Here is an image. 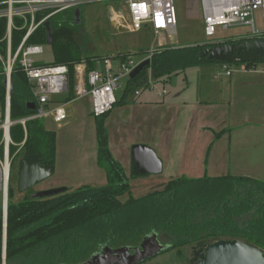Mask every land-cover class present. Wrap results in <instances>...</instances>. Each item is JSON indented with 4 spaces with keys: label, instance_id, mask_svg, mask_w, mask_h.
<instances>
[{
    "label": "trees",
    "instance_id": "obj_1",
    "mask_svg": "<svg viewBox=\"0 0 264 264\" xmlns=\"http://www.w3.org/2000/svg\"><path fill=\"white\" fill-rule=\"evenodd\" d=\"M6 8V4L1 6L2 10ZM49 12H37L36 22L41 21ZM48 21L53 61L50 64L37 62L36 65L68 68L67 103L74 97L75 66L85 62L88 69L92 70L95 62L100 59L83 55L76 37L75 25L79 21L74 9L58 13ZM13 23L12 54L27 33V27L21 29L24 26L22 18L14 17ZM7 35V18L0 17V106L4 105L6 96L4 63L8 50ZM251 40L240 39L234 42ZM27 45L48 46L44 24L30 36ZM215 46L218 44L167 47L153 52L150 66L135 79L127 81L124 97L144 87L149 76L155 81H161L201 65L222 64L208 59L209 49ZM121 60L125 61L126 57ZM260 62L263 61L247 63L245 68L253 69ZM124 97L117 104H124ZM33 101L31 85L16 63L12 71L11 119L16 121L32 114L28 105ZM107 117V114L94 117L97 162L100 167L109 164L107 186H82L72 192L67 189L60 195L45 199H32L29 192L20 202L14 199L18 192L21 160L37 154L42 166H55L57 136L55 132L47 130L40 120L30 121L26 125V142L19 150V144L25 139L24 129L21 125L11 128L12 140L18 146L11 147V154L15 158L8 195L6 264H79L105 246L112 249L139 247L143 239L152 233L157 234L163 245L170 247L165 252L176 251L178 256L182 255L183 248L190 246L196 252L220 240H241L264 252V182L230 174L180 177L169 180L161 188L143 197L135 198L131 195L130 179L148 174L132 162L130 175L127 176L120 163L114 160L105 127ZM224 132L217 133L216 139ZM127 194L128 199L122 202L120 198ZM3 237L4 220L0 210V264H3ZM194 262L195 259L191 264Z\"/></svg>",
    "mask_w": 264,
    "mask_h": 264
},
{
    "label": "rangeland",
    "instance_id": "obj_2",
    "mask_svg": "<svg viewBox=\"0 0 264 264\" xmlns=\"http://www.w3.org/2000/svg\"><path fill=\"white\" fill-rule=\"evenodd\" d=\"M108 4L109 3L106 2L91 3L80 7L82 15L79 22L75 25L76 37L82 49L81 51L83 52V55L100 59L95 62V66L93 68L97 70L103 69V60L105 58L114 60L113 65L116 67V61H123L121 59L124 57L140 63L149 57L151 59V52L162 50L167 47L183 48L188 46L217 43L218 45H221L227 41L234 42L236 40L249 39L252 37L250 26L245 25H236L228 28L227 30L218 27L216 34L213 37H207L203 30V12L199 0H175V9L178 20L176 33H166L163 31L160 32L157 37L150 26H145L141 31L133 33L127 30L123 23L113 21L109 15ZM43 51L42 55L35 56L34 59L40 64H50L53 61V55L50 47L45 46ZM82 63H84L87 70H89L87 63L81 62L79 64ZM245 67V64L238 63H210L198 66L189 72L186 70L184 73H180L170 79L166 78L161 81H155L150 76L149 78L151 81L161 83L156 85L154 93L157 95V93L161 92L163 89L166 91L178 90L180 86H185L187 82L197 81V83H199L204 81L205 78L214 82H219L223 79L222 76L225 75L227 68H231L234 72V77L238 78L241 75V70H244ZM261 72L264 73V65H260L259 75L254 76L253 79L263 78L264 75ZM149 78L147 83L150 81ZM251 79L252 77H250L249 80ZM169 80L171 84L163 87L162 84H166ZM126 86L127 80H121L120 88L116 92L117 100L121 101L123 99ZM136 91H140L142 93L143 91H146L143 94L148 93L146 87L135 89V92ZM154 93L153 95H155ZM134 98V94L131 93L128 94L127 100L131 104L134 101ZM60 99L63 103L66 102L64 96L60 97ZM70 101L67 104L68 120L63 126L59 127V125L54 123L51 119L41 120L47 130L53 131L57 134L59 166L51 177L39 182L33 188L34 191L61 188L62 186H60V183L67 180L69 177L71 179L75 178L72 179L75 180L71 184L72 186H68V188L65 187L70 192L83 185L90 186L92 188H101L108 185L105 177L102 182L99 181L101 176L100 172L88 178L93 181L92 183L88 182V179L84 180V175L81 176L78 174L81 176L80 177L73 173V167L84 163V161L87 162V165L96 166L98 144L95 118L91 115V99L88 97L73 103ZM118 108H121V104H117L116 102L113 107L114 110L112 109L107 114L108 117L105 121V127L108 134L109 146L112 145L114 150L113 154L118 157L121 165L124 166L127 160L124 162L123 156L126 152L128 153L129 149L132 160L131 149L135 145L134 141H136L138 137V129H136V124L133 122V117L130 116L129 112H126L123 116H119L120 119L116 117L115 114L118 111ZM224 142L228 143L227 140ZM20 145L21 144H19V146ZM14 146H18V144H15ZM215 146V149H213V152L211 153V158L217 150V145ZM176 147L182 148L183 146ZM184 153L185 151L183 148L180 150L179 156L172 159L174 165L170 168V174L167 175L165 173L159 177H150V179L138 178L132 179L133 181L130 180L129 184L131 186V195L135 198L143 197L155 190V188H152V185H154L155 182H158V188L156 189H159L162 187L161 185L167 183L171 179L180 177L192 178L189 176L190 173H193V178L202 177L203 174H201L200 171L197 173L194 172L197 169L196 165L191 166L194 164V161L183 163L180 156ZM211 163L212 167L208 172V176L216 177L224 175L223 173H227V166L223 163L213 160ZM101 168L107 174L109 164L106 163L104 167ZM131 169L132 168H129V166H126L125 172L129 174ZM14 174H16V172H14ZM257 180L264 182L262 179ZM27 195H29V192L22 193L18 190L14 201L20 202ZM128 197L129 195L127 194L120 199L122 202H125ZM2 209L0 192V210ZM193 259V248L189 246L182 249L181 256H178L176 251L165 252L147 260L142 264H191Z\"/></svg>",
    "mask_w": 264,
    "mask_h": 264
},
{
    "label": "built area",
    "instance_id": "obj_3",
    "mask_svg": "<svg viewBox=\"0 0 264 264\" xmlns=\"http://www.w3.org/2000/svg\"><path fill=\"white\" fill-rule=\"evenodd\" d=\"M199 1L203 12V30L207 37H213L218 27L227 30L236 25H245L251 28L252 37L249 38L252 39L251 41H264V0ZM105 2L109 3V15L113 21L123 23L130 32H139L143 27L150 26L156 37L163 31L176 33L178 20L175 0H6L0 2V17H6L8 21V50L4 63L6 96L4 105L0 106V148H2L0 151V192L3 220L5 219L4 213L8 209V204L4 205L8 203L15 158V155L11 154V147L15 145L11 137V128L21 125L24 129L25 139L19 147L21 150L27 139L26 125L28 122L52 119L56 123H61L68 118L66 107L69 102L63 103L60 99L64 96L66 100L69 96L68 68L66 66H37L34 57L42 55L44 47L41 45L28 46L27 41L52 16L87 4ZM3 4L7 5L4 10L1 9ZM41 11L50 12L41 21L36 22L35 14ZM14 17L23 19L24 26L21 29L27 27V33L15 53L12 54L11 32L15 28ZM153 52L150 54L152 55ZM113 61L105 58L101 70H87L84 63L75 66L76 84L74 97L70 102L89 97L91 114L96 118L108 114L113 109L117 102L116 92L120 88V81L123 79L128 81L130 74L139 64L128 58L125 61L117 60V66L114 67ZM16 63L20 65L31 85L34 109L29 116L13 121L9 83ZM227 75H230V72H227ZM157 84L161 83L150 80L144 88L146 87L149 92H155ZM140 93L136 91L134 94L139 96ZM166 94L167 91L163 89L157 93V96L162 98Z\"/></svg>",
    "mask_w": 264,
    "mask_h": 264
},
{
    "label": "crops",
    "instance_id": "obj_4",
    "mask_svg": "<svg viewBox=\"0 0 264 264\" xmlns=\"http://www.w3.org/2000/svg\"><path fill=\"white\" fill-rule=\"evenodd\" d=\"M260 63H257L253 69L241 70L238 78L234 77L231 68H227L225 75L222 76L223 79L219 82L207 78L199 83L187 82L178 90H168L162 98L154 92L148 91L143 94L146 92L143 91L139 96L134 94V101L130 104L127 100L128 96L124 97L126 102L118 108L116 117L120 119L119 116L129 112L138 129V137L134 144L149 146L163 162L161 174L140 178L150 179L165 173L170 174V168L174 165L172 159L178 157L180 150L184 148L185 153L180 157L183 163L194 161L191 166L196 165L197 169L194 171L196 173L200 171L204 176H208L213 160L227 166V173H223L224 175L264 180V77L253 79L254 76L259 75L260 65H264V62ZM227 72H230V75H227ZM169 84H171L170 80L163 85ZM67 120L61 123L52 121L61 127L67 123ZM222 131L225 132L216 139V134ZM226 140L228 143L224 142ZM215 145L217 150L211 158ZM109 149L114 160L120 163L118 157L113 154L112 145ZM123 159L124 162L127 160L126 164L122 166L120 163V165L125 172L126 166L132 168L130 149L124 154ZM58 166L57 138L55 171ZM99 172L101 173L99 181L102 182L105 177L108 182L107 174L98 162L96 166H91L84 161L73 167V173L76 176L84 175V180ZM125 173L127 176L130 175ZM192 174L190 173L189 176L193 178ZM72 179L69 177L60 183V186L67 188L72 186L75 181ZM87 181L93 182L89 179ZM157 186L158 182H155L152 188L156 189Z\"/></svg>",
    "mask_w": 264,
    "mask_h": 264
},
{
    "label": "water",
    "instance_id": "obj_5",
    "mask_svg": "<svg viewBox=\"0 0 264 264\" xmlns=\"http://www.w3.org/2000/svg\"><path fill=\"white\" fill-rule=\"evenodd\" d=\"M77 20H80L81 9H74ZM47 35V45H52L50 22L44 24ZM244 50L240 52L241 46ZM242 45L221 44L209 49L208 59L222 64H247L264 62V41H246ZM236 49V50H235ZM237 51V52H236ZM150 58L140 62L130 74V79H135L146 67L150 66ZM10 93L12 92V77L9 83ZM29 110L34 109V104L28 105ZM132 162L148 175H158L163 171V162L156 152L146 145H134L131 149ZM55 173L54 166H42L40 156L29 155L20 162L18 190L27 193L39 182L46 180ZM67 188L30 192L32 199H45L60 195L66 192ZM7 210L4 213V237H3V264H6V238H7ZM170 247L163 245L157 234L152 233L146 236L139 247H121L112 249L108 246L93 254L87 261L79 264H142L157 255L165 252ZM196 261L193 264H264V252L258 247L244 243L241 240H220L205 246L203 251L194 253Z\"/></svg>",
    "mask_w": 264,
    "mask_h": 264
},
{
    "label": "flooded vegetation",
    "instance_id": "obj_6",
    "mask_svg": "<svg viewBox=\"0 0 264 264\" xmlns=\"http://www.w3.org/2000/svg\"><path fill=\"white\" fill-rule=\"evenodd\" d=\"M236 44V48H237V45H242V42H233V43H226V44ZM236 50V49H235ZM242 50H244V46L242 45L241 46V48H240V52H242ZM237 52V51H236ZM29 192H31V193H33V192H35L33 189L32 190H30ZM204 249H200L199 251H203ZM194 253L195 252H193V257H194ZM194 259H195V261H196V258L194 257Z\"/></svg>",
    "mask_w": 264,
    "mask_h": 264
},
{
    "label": "bare ground",
    "instance_id": "obj_7",
    "mask_svg": "<svg viewBox=\"0 0 264 264\" xmlns=\"http://www.w3.org/2000/svg\"><path fill=\"white\" fill-rule=\"evenodd\" d=\"M7 204H8V203H5V205H4V206H6ZM4 206H3V207H4Z\"/></svg>",
    "mask_w": 264,
    "mask_h": 264
}]
</instances>
